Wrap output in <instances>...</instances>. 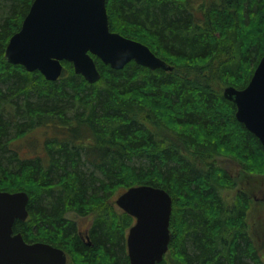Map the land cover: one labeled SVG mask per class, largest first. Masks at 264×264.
I'll list each match as a JSON object with an SVG mask.
<instances>
[{
	"label": "trees",
	"instance_id": "16d2710c",
	"mask_svg": "<svg viewBox=\"0 0 264 264\" xmlns=\"http://www.w3.org/2000/svg\"><path fill=\"white\" fill-rule=\"evenodd\" d=\"M33 1L0 0V190L31 197L15 232L64 248L79 264H132L134 217L108 201L151 184L174 199L160 264H264L250 194L218 162L227 151L264 170V145L215 87L250 82L264 55V0H108L111 28L174 68L132 60L115 69L93 55L102 74L96 82L68 60L56 81L7 61ZM71 212L95 215L91 246Z\"/></svg>",
	"mask_w": 264,
	"mask_h": 264
},
{
	"label": "water",
	"instance_id": "95a60500",
	"mask_svg": "<svg viewBox=\"0 0 264 264\" xmlns=\"http://www.w3.org/2000/svg\"><path fill=\"white\" fill-rule=\"evenodd\" d=\"M108 21L105 0H36L9 41L7 59L28 70L39 69L52 80L62 75V61L68 60L91 82L100 78L91 54L115 68L134 59L153 68L166 67L148 45L112 31ZM224 95L237 104L238 120L264 145V55L247 86L228 85ZM29 198L27 191H0V264H67L63 248L28 242L15 232L16 220L28 217ZM117 204L137 220L127 236L131 263L160 264L172 238L170 192L151 184L135 185L118 196Z\"/></svg>",
	"mask_w": 264,
	"mask_h": 264
},
{
	"label": "rangeland",
	"instance_id": "374dc122",
	"mask_svg": "<svg viewBox=\"0 0 264 264\" xmlns=\"http://www.w3.org/2000/svg\"><path fill=\"white\" fill-rule=\"evenodd\" d=\"M159 53L161 55L163 54L161 52ZM185 73L189 74L188 71H182V74ZM207 73L209 74V72ZM199 74H204L203 70ZM215 87L218 90L224 91V85H221L218 82H215ZM33 133L37 136H42V138L45 137L44 133L40 132V130H37ZM37 147H41V144H39ZM25 150H28V148H25ZM218 162L230 169L238 179L240 184L239 186L245 189L250 194L251 205L249 210V220L251 228L253 229L252 233L256 234L255 240L262 248L264 253V208L262 201L264 200V170L262 168L254 169L248 159H240L238 157H235L234 154L227 151L218 158ZM118 195L119 193H115L113 199H110L108 202L112 203L111 206L115 212L121 213V209L115 202V199L118 197ZM228 196H230V198H233V190H230L228 192ZM94 218L95 215L79 217V223L82 226H88ZM69 257H71L69 258V264H79L78 261H81V258L76 255L70 254ZM168 258H170V256Z\"/></svg>",
	"mask_w": 264,
	"mask_h": 264
},
{
	"label": "bare ground",
	"instance_id": "6f19581e",
	"mask_svg": "<svg viewBox=\"0 0 264 264\" xmlns=\"http://www.w3.org/2000/svg\"><path fill=\"white\" fill-rule=\"evenodd\" d=\"M36 0H34L33 2H35ZM107 1L108 0H105V5H106V7H107ZM33 4V3H32ZM31 7H32V5H31ZM30 10H31V8H30ZM30 10H28L29 12H30ZM108 10V9H107ZM28 12V13H29ZM108 12H109V10H108ZM27 13V14H28ZM109 15V14H108ZM27 16V15H26ZM25 16V17H26ZM25 19V18H24ZM23 22H24V20H23ZM108 25H109V27H110V29L112 30L113 28H111V26H110V22L108 21ZM22 26H23V23H22ZM21 26V27H22ZM112 31H114V32H118L119 34H121L123 37H125V38H127V39H131V40H134V41H139V42H142V41H140V40H137V39H134V38H131V37H128V36H126V35H124V34H122L121 32H119V31H115V29H113ZM16 33V32H15ZM14 33V34H15ZM13 34V35H14ZM12 35V36H13ZM11 36V37H12ZM11 39V38H10ZM10 41V40H9ZM143 44H145V45H148V44H146V43H144V42H142ZM9 44V43H8ZM8 46V45H7ZM149 46V45H148ZM150 47V46H149ZM7 49V48H6ZM150 49H151V47H150ZM152 50V49H151ZM7 51V50H6ZM153 51V50H152ZM154 52V51H153ZM92 55V57H93V55H95V54H91ZM6 56V55H5ZM99 57V56H98ZM94 58V57H93ZM100 58V57H99ZM162 58V57H161ZM6 59H7V56H6ZM102 59V58H101ZM163 60H164V62L166 63V67H162V66H158V67H155V68H153V67H151V66H149V65H146V64H143V63H141V62H139V61H137V60H135L134 59V61H136L138 64H141V65H144V66H147V67H149V68H151V69H157V68H163L164 70H166V71H171V70H173V68H174V66L173 65H171L167 60H165L164 58H162ZM7 61H8V59H7ZM94 61H95V59H94ZM102 61L104 62V63H106V64H110L111 65V67L112 68H115V66H113V64L111 63V62H106V61H104L103 59H102ZM10 62V61H9ZM175 62V61H174ZM12 63V62H11ZM62 63H63V61H62ZM95 63H96V61H95ZM13 64H15V63H13ZM259 64V63H258ZM24 66V65H23ZM125 66H126V64H125ZM124 66V67H125ZM124 67H122V68H124ZM257 67H258V65L256 66V68H255V71H256V69H257ZM26 68V67H25ZM96 68H97V70L100 72V78H101V71L99 70V68H98V66H97V63H96ZM122 68H115V69H122ZM27 69V68H26ZM63 69H64V64H63ZM28 70V69H27ZM36 70H39V69H36ZM28 71H35V70H28ZM40 71V70H39ZM255 71H254V73H255ZM41 72V71H40ZM62 72H63V70H62ZM42 73V72H41ZM77 73V72H76ZM43 74V73H42ZM78 74V73H77ZM80 74V73H79ZM186 74V73H185ZM46 77V76H45ZM47 78V77H46ZM60 77H58L57 79H54V81H56V80H58ZM99 78V79H100ZM48 79V78H47ZM86 79V78H85ZM49 80H52V79H49ZM89 81V80H88ZM89 82H91V81H89ZM96 82V81H95ZM228 87V85H226L225 87H224V92H225V90H226V88ZM227 98V97H226ZM228 99V98H227ZM230 100V99H229ZM231 101H233V100H231ZM234 102V101H233ZM236 104V103H235ZM237 104H236V112H237ZM238 119V118H237ZM241 122V121H240ZM242 123V122H241ZM244 124V123H243ZM245 125V124H244ZM247 128V127H246ZM139 185H141V184H139ZM133 186H135V185H133ZM131 187V186H130ZM157 187H159V186H157ZM161 188H163V187H161ZM164 189H166V188H164ZM167 190V189H166ZM0 191H9V190H0ZM21 191H24V190H18V191H9V192H21ZM168 191V190H167ZM171 194V193H170ZM172 195V194H171ZM31 198V197H30ZM30 198H29V200H30ZM172 198H173V196H172ZM29 203V202H28ZM173 203H174V199H173ZM27 210H28V204H27ZM28 215H29V210H28ZM15 230V229H14ZM172 239V238H171ZM170 242H171V240H170ZM52 245H54V244H52ZM54 246H56V247H59V246H57V245H54ZM59 248H61V247H59ZM66 252V251H65ZM66 254H67V252H66ZM129 255V254H128ZM67 258H68V260H67V263L69 264V256H68V254H67Z\"/></svg>",
	"mask_w": 264,
	"mask_h": 264
},
{
	"label": "flooded vegetation",
	"instance_id": "af4514ba",
	"mask_svg": "<svg viewBox=\"0 0 264 264\" xmlns=\"http://www.w3.org/2000/svg\"><path fill=\"white\" fill-rule=\"evenodd\" d=\"M119 196V195H118ZM114 197V196H113ZM113 197H110V198H113ZM118 198V197H117ZM117 198L115 199V202L117 204ZM119 206V204H117ZM119 208L121 209V211L123 210L122 207L119 206ZM124 211V210H123ZM88 215H92L91 213H86V214H79V213H76V212H71L70 213V218L74 219L77 223L76 227H75V230H78V233L79 235L81 236L82 240L88 244L89 246L92 245V239H91V235H90V230H93L94 229V221L96 218H94L92 220V222L90 223V225L88 226H82L80 223H79V217H85V216H88ZM136 222V219L134 218V221H133V224ZM132 224V225H133ZM131 225V226H132ZM131 226L127 229V230H130ZM43 242H47V243H51L49 241H43ZM52 244V243H51ZM64 249V248H63ZM65 250V249H64ZM68 264V263H67Z\"/></svg>",
	"mask_w": 264,
	"mask_h": 264
}]
</instances>
